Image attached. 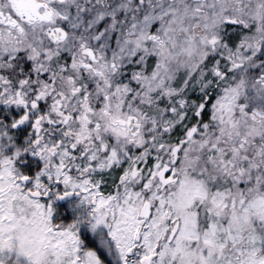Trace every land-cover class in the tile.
Instances as JSON below:
<instances>
[{"label": "snow or ice", "instance_id": "6c2138e0", "mask_svg": "<svg viewBox=\"0 0 264 264\" xmlns=\"http://www.w3.org/2000/svg\"><path fill=\"white\" fill-rule=\"evenodd\" d=\"M0 264H264V0H0Z\"/></svg>", "mask_w": 264, "mask_h": 264}]
</instances>
